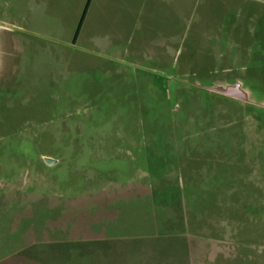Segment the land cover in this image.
Instances as JSON below:
<instances>
[{"label":"rangeland","instance_id":"374dc122","mask_svg":"<svg viewBox=\"0 0 264 264\" xmlns=\"http://www.w3.org/2000/svg\"><path fill=\"white\" fill-rule=\"evenodd\" d=\"M81 1L0 0V264H264V0Z\"/></svg>","mask_w":264,"mask_h":264},{"label":"crops","instance_id":"0c3cea01","mask_svg":"<svg viewBox=\"0 0 264 264\" xmlns=\"http://www.w3.org/2000/svg\"><path fill=\"white\" fill-rule=\"evenodd\" d=\"M81 3L77 13L79 20L85 9L87 0H82ZM158 4L162 7L157 12ZM172 9V0H91L84 20L85 29L83 23L79 36L83 29L88 31V28L91 26V29L94 28L96 31L99 30L106 35L111 34L112 40L127 38L129 44L135 43L139 46L146 41L151 43L156 41L157 33L152 35L153 40L151 37L149 38L150 34L147 33L150 30V19L166 17L168 12L172 13ZM142 17L144 19L141 20ZM137 32L139 36L137 35V37L133 38V34L135 36ZM143 32L147 34L145 39L141 37V33ZM123 33H128L129 35L124 37ZM105 38L108 39L110 37L105 36ZM172 46L169 45L162 48H156L157 46H155L154 48L165 50L163 54L167 55L168 50L172 49Z\"/></svg>","mask_w":264,"mask_h":264},{"label":"water","instance_id":"95a60500","mask_svg":"<svg viewBox=\"0 0 264 264\" xmlns=\"http://www.w3.org/2000/svg\"><path fill=\"white\" fill-rule=\"evenodd\" d=\"M208 89L215 93H219L233 99L248 102V94L244 89H242L241 83L238 82H236L235 84H229L226 87L215 85Z\"/></svg>","mask_w":264,"mask_h":264},{"label":"trees","instance_id":"16d2710c","mask_svg":"<svg viewBox=\"0 0 264 264\" xmlns=\"http://www.w3.org/2000/svg\"><path fill=\"white\" fill-rule=\"evenodd\" d=\"M91 0H87V3H86V6H85V9L82 13V16L79 20V23H78V26H77V29H76V32H75V38H74V41H76L77 37L79 36L80 34V31H81V28L83 26V23H84V20H85V17H86V13H87V10H88V7H89V4H90ZM33 260V259H31Z\"/></svg>","mask_w":264,"mask_h":264}]
</instances>
